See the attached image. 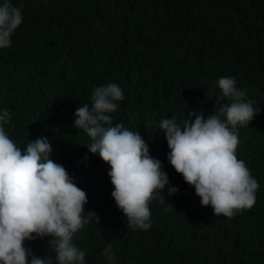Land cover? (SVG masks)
<instances>
[{"label": "trees", "instance_id": "16d2710c", "mask_svg": "<svg viewBox=\"0 0 264 264\" xmlns=\"http://www.w3.org/2000/svg\"><path fill=\"white\" fill-rule=\"evenodd\" d=\"M4 0H0L2 4ZM23 21L0 49V111L23 151L47 137L50 159L85 190L86 212L100 217L77 234L86 264H264V0H10ZM235 77L260 112L238 127V159L260 187L253 208L232 218L202 206L195 188L168 160L159 122L214 110L217 81ZM117 83L124 92L113 126L139 131L178 192L150 205L152 227L133 230L112 196L110 165L90 152L74 128L76 109L92 104L94 88ZM194 121L195 117H191ZM173 204L168 208V202ZM166 208L168 210H166ZM79 237H82L79 238ZM51 237L26 241L37 257L55 253Z\"/></svg>", "mask_w": 264, "mask_h": 264}, {"label": "clouds", "instance_id": "9594fccd", "mask_svg": "<svg viewBox=\"0 0 264 264\" xmlns=\"http://www.w3.org/2000/svg\"><path fill=\"white\" fill-rule=\"evenodd\" d=\"M21 8L10 0L0 4V49L11 46V36L23 21ZM217 84L220 94L207 118L203 111H190L182 123L175 116L162 119L158 129L166 135L170 164L195 188L202 206L211 205L216 216L232 218L256 203L260 185L238 159L237 148L238 127H247L260 108L247 99L248 90L238 87L235 77L222 76ZM124 98L117 83L94 88L91 107H78L72 126L88 135L90 152L110 165L112 196L128 226L147 231L152 227L150 205L165 203L166 187L168 196L178 188L170 185L162 162L150 155L139 131L123 123L113 126L110 114ZM11 119L10 111H0V264H86L87 251L74 239L93 221L99 225V215L86 212V191L63 165L49 158V139L30 140L22 151L5 130ZM172 206L168 202V208ZM46 236L51 237L55 255L37 257L26 241ZM102 255L114 264L111 244Z\"/></svg>", "mask_w": 264, "mask_h": 264}]
</instances>
